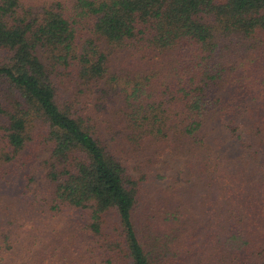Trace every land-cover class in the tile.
<instances>
[{
    "label": "trees",
    "instance_id": "obj_1",
    "mask_svg": "<svg viewBox=\"0 0 264 264\" xmlns=\"http://www.w3.org/2000/svg\"><path fill=\"white\" fill-rule=\"evenodd\" d=\"M263 40L264 0H0V182L39 181L46 211L81 229L28 252L0 232V264H177L163 232L183 178L235 163L217 136L237 167L264 164ZM240 219L219 227L248 232Z\"/></svg>",
    "mask_w": 264,
    "mask_h": 264
},
{
    "label": "rangeland",
    "instance_id": "obj_2",
    "mask_svg": "<svg viewBox=\"0 0 264 264\" xmlns=\"http://www.w3.org/2000/svg\"><path fill=\"white\" fill-rule=\"evenodd\" d=\"M261 46L264 53V40ZM149 61L140 62L137 67L146 69L149 67L146 63L150 65ZM151 62L156 72V85L170 79L176 63L174 54L157 56ZM247 69L246 75L250 74L251 80L261 76L254 68L249 66ZM250 87L252 94L262 92L258 97L264 96V87ZM257 103L253 101L255 106L259 105ZM217 137L220 140V145H217L219 151L227 152L231 147L229 155L220 158L221 163H235L224 168L226 171L222 167L217 171L215 165L210 168L215 172V182L210 184L198 182L193 177L183 178L182 184L187 190L180 197H174L176 204H182L178 215L180 221L164 227L163 233L169 234L167 244L172 248L177 264H264V232H259L264 227V195H261L264 164L259 167L253 164L237 167L239 153L234 149L235 143L221 139L220 135ZM179 155L185 156V151L179 152ZM180 156L174 154L172 164L176 163L174 160L180 161ZM15 172L26 175L18 168H11L12 178ZM188 175L184 173L183 176ZM44 196L39 181L32 183L30 188L26 187L22 177L14 182L12 180L9 185L0 182V232H8L13 236L17 242L15 251L28 252L35 236L49 242L58 241L65 233L81 231L78 217L54 216L47 212L43 203ZM242 215L251 217L250 221H246L249 223L248 232H224L219 227L225 219L239 223ZM246 223L241 224L247 228ZM229 238H234V247L227 246ZM238 243L240 246L235 247ZM38 247L41 250L44 245Z\"/></svg>",
    "mask_w": 264,
    "mask_h": 264
}]
</instances>
